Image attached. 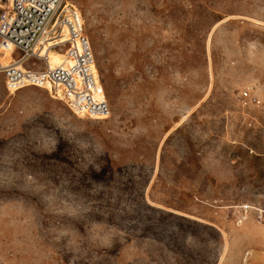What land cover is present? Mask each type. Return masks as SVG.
Masks as SVG:
<instances>
[{"label":"rangeland","instance_id":"obj_1","mask_svg":"<svg viewBox=\"0 0 264 264\" xmlns=\"http://www.w3.org/2000/svg\"><path fill=\"white\" fill-rule=\"evenodd\" d=\"M68 1L111 112L0 73V264H264V0Z\"/></svg>","mask_w":264,"mask_h":264},{"label":"built area","instance_id":"obj_2","mask_svg":"<svg viewBox=\"0 0 264 264\" xmlns=\"http://www.w3.org/2000/svg\"><path fill=\"white\" fill-rule=\"evenodd\" d=\"M50 52L60 53L62 63L51 66ZM0 73L9 92L37 86L79 116L111 112L83 14L68 0H0ZM240 97L264 107L248 90ZM232 208L238 224L248 220L252 209L249 204Z\"/></svg>","mask_w":264,"mask_h":264},{"label":"bare ground","instance_id":"obj_3","mask_svg":"<svg viewBox=\"0 0 264 264\" xmlns=\"http://www.w3.org/2000/svg\"><path fill=\"white\" fill-rule=\"evenodd\" d=\"M62 60H63V58L60 59V60L58 61L57 64H61V63H62ZM54 66H55V65H54ZM106 117H109V115H107V116H93V117H91V118H95V119H103V118H106ZM252 208H253V207H252Z\"/></svg>","mask_w":264,"mask_h":264}]
</instances>
